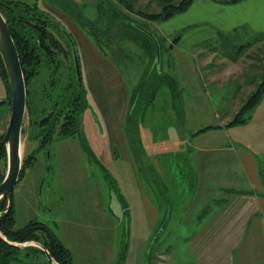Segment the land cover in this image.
I'll list each match as a JSON object with an SVG mask.
<instances>
[{
  "label": "rangeland",
  "instance_id": "374dc122",
  "mask_svg": "<svg viewBox=\"0 0 264 264\" xmlns=\"http://www.w3.org/2000/svg\"><path fill=\"white\" fill-rule=\"evenodd\" d=\"M20 1L37 4L69 32L86 96L78 134L61 136L54 122H38L53 111L70 56L59 62V83L50 86L45 68L30 81L14 228L44 223L67 246L72 264H196L189 239L228 196L222 185H240L233 151L219 147L213 126L227 123L261 80L264 24L253 29L248 14L246 24L229 28L222 19L239 12L241 3L227 5L238 0H192L155 21L117 0ZM131 20L158 37V60L148 34L125 28ZM89 26L98 45L84 30ZM9 116L0 72V140ZM258 158L263 166L264 153ZM6 167L2 152L0 179ZM17 257L10 264H49L24 249Z\"/></svg>",
  "mask_w": 264,
  "mask_h": 264
},
{
  "label": "trees",
  "instance_id": "16d2710c",
  "mask_svg": "<svg viewBox=\"0 0 264 264\" xmlns=\"http://www.w3.org/2000/svg\"><path fill=\"white\" fill-rule=\"evenodd\" d=\"M117 1L127 11L134 12L143 18L155 21L168 19L176 13L185 10L192 0H154L157 6L152 10H149L147 6H136V0ZM224 1L230 2L237 0ZM111 8L112 11L115 10V8ZM97 9H99V17H101L100 11L102 10V5L100 1L97 4ZM0 11L7 21L19 54L26 84V106L29 103L28 96L30 94L28 85L32 78L42 72V68H45L46 73L50 76V86H54L57 81L59 83V79H61L58 73V68L60 67L59 62L63 60V57L70 56L71 66H69V69L71 71H67L65 84L61 85L59 92L55 94V98L53 97V99H51V107H53V111L50 115L48 114L47 116L42 117L38 123L40 126H45L49 120L54 122L55 131L61 136L78 134V113L83 106L82 103L86 96V90L82 84L81 74L80 79L76 77L71 45L62 29L64 26L49 12L38 7L37 4H30L20 0H0ZM120 15L126 16V14H122V12H120ZM111 16L109 17V23H111ZM91 22L95 24L96 20L94 19ZM124 26L128 31H134L132 33H137L138 31L145 33L146 35L148 34L150 36V38L148 37L149 41L154 44L155 49L156 45L160 44L158 37H156L152 31L146 30L141 24L131 20L129 23L124 24ZM53 29L57 30L60 37L55 34ZM84 30L94 36V41L98 45L96 29L89 26L84 28ZM176 39L177 37H174L173 40L176 41ZM143 43L146 44L145 42ZM0 72L5 80L7 89L9 90L7 75L1 56ZM49 95V93L46 94V96ZM263 95L264 71L261 80L255 85V89L244 99L238 110L225 125L233 126L244 123L249 117L251 109L262 99ZM213 127L219 126L216 125ZM207 129L208 127L199 128L196 132L205 131ZM2 152L5 157V147L0 140V154ZM260 170L264 182V167H261ZM20 175L21 170L19 178ZM5 207L6 199L0 200V211H3ZM14 223L12 198L11 208L0 214V231L5 237L14 242H24L29 240L38 241L48 249L56 262L59 264H72L69 249L44 223L30 221L23 227L19 228H14ZM21 249H24L26 252L43 254L46 257L44 251L37 246L26 245L18 247L9 244L0 235V264H10V262L16 260L20 261L17 257V252ZM125 250L126 245L123 246L122 251ZM47 262L53 264L48 259Z\"/></svg>",
  "mask_w": 264,
  "mask_h": 264
},
{
  "label": "crops",
  "instance_id": "0c3cea01",
  "mask_svg": "<svg viewBox=\"0 0 264 264\" xmlns=\"http://www.w3.org/2000/svg\"><path fill=\"white\" fill-rule=\"evenodd\" d=\"M236 3H241L239 12L223 16L222 21L233 29L246 24L251 14L253 29L261 30L264 0H238L227 5ZM225 124L212 133L218 135L219 147L233 151L239 168V180H234L240 185L219 186L228 196L201 222L189 239V250L196 264H264V182L260 173L264 165L260 166L258 158L264 153V95L244 123Z\"/></svg>",
  "mask_w": 264,
  "mask_h": 264
},
{
  "label": "water",
  "instance_id": "95a60500",
  "mask_svg": "<svg viewBox=\"0 0 264 264\" xmlns=\"http://www.w3.org/2000/svg\"><path fill=\"white\" fill-rule=\"evenodd\" d=\"M68 38L73 56L76 77L80 79V62L75 42L69 32L63 27ZM157 44V43H156ZM0 56L6 71L7 83L10 91V116L6 130L1 139L5 147L7 167L4 177L0 180V200L6 199V207L0 214L8 211L12 206L13 190L18 181L22 165L21 131L26 110V84L19 54L8 27L7 21L0 11ZM156 58L159 59V45H156ZM1 237L9 244L18 247L33 245L41 248L47 259L53 264L56 262L48 249L38 241L29 240L14 242L8 240L0 231Z\"/></svg>",
  "mask_w": 264,
  "mask_h": 264
}]
</instances>
